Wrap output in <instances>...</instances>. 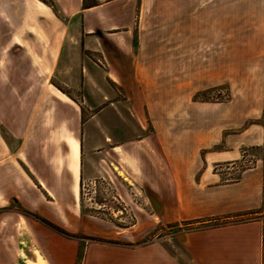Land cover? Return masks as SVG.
I'll return each instance as SVG.
<instances>
[{
    "label": "crops",
    "instance_id": "crops-1",
    "mask_svg": "<svg viewBox=\"0 0 264 264\" xmlns=\"http://www.w3.org/2000/svg\"><path fill=\"white\" fill-rule=\"evenodd\" d=\"M90 1L58 0L68 22L78 18L106 77L137 112L139 105L148 111L166 172L174 175L173 183L152 188L166 193L154 203L160 220L180 228V246H108L99 242L100 221L84 220L81 105L49 80L59 45L46 49L42 30L29 21H52L51 8L36 2L24 11L26 33L38 42L24 41V89L0 88V209L13 202L43 225L41 264H264V0H163V18L159 0ZM244 148L261 153L237 180H223L214 165L241 160ZM243 216L253 219L203 225ZM80 223L96 240L83 249L78 229L68 227Z\"/></svg>",
    "mask_w": 264,
    "mask_h": 264
},
{
    "label": "rangeland",
    "instance_id": "rangeland-1",
    "mask_svg": "<svg viewBox=\"0 0 264 264\" xmlns=\"http://www.w3.org/2000/svg\"><path fill=\"white\" fill-rule=\"evenodd\" d=\"M45 1L47 3L42 0H0V88L24 89V59L28 55L24 41L28 40L32 45L37 42L35 34L26 33L24 11L31 12L35 2L44 11L46 6L50 7L52 21H43V17L31 19V16L29 21L34 22L35 27L38 24L42 30L46 49L54 50L53 41L59 45L52 69L48 70L47 65L40 67L51 73L50 82L70 93L81 105L80 205L84 220L100 221L103 234L98 237L99 242L108 246L122 249L180 246L177 240L180 234L176 233L180 228L160 220L154 203L158 197L163 199L166 193L152 188L173 183L174 175L166 172L164 152L154 137L146 107L139 105L141 112H137L120 86L106 77L98 53L91 46L86 47V39L79 34L78 18L68 22L58 0ZM90 2L85 0L87 4ZM156 7V12L163 18L164 1L159 0ZM3 102L4 97L0 100ZM152 113L157 119L161 118L158 110ZM139 115L143 126H138ZM8 140L17 144L16 139ZM260 153L259 149H248L241 162L219 165L217 169L222 173V179L236 176L242 168L252 166ZM132 170H135V177L129 174ZM17 211L13 202L0 209V264H41L36 253H43V225L34 217H23ZM249 219L253 216L211 219L203 225ZM110 220L120 225L131 223V227L124 229ZM81 224L77 227L69 224L68 227L78 229L80 248L83 249L96 240L87 238V225ZM140 257L147 259L143 255ZM122 258L126 262L129 256Z\"/></svg>",
    "mask_w": 264,
    "mask_h": 264
},
{
    "label": "bare ground",
    "instance_id": "bare-ground-1",
    "mask_svg": "<svg viewBox=\"0 0 264 264\" xmlns=\"http://www.w3.org/2000/svg\"><path fill=\"white\" fill-rule=\"evenodd\" d=\"M71 145H72L71 158H72V161H73V164L71 165V169L76 174L77 168H78V164H79V160H80V147H79L77 142H73ZM75 195H76V197H78L77 187L75 189Z\"/></svg>",
    "mask_w": 264,
    "mask_h": 264
},
{
    "label": "trees",
    "instance_id": "trees-1",
    "mask_svg": "<svg viewBox=\"0 0 264 264\" xmlns=\"http://www.w3.org/2000/svg\"><path fill=\"white\" fill-rule=\"evenodd\" d=\"M42 1L45 2V3H47L45 0H42ZM84 4H87V3H85V0H84ZM261 149H262V150L264 149V144L262 145ZM247 150H248V149H245V148H244V149L242 150V158H241V160H239V161H234L233 164H236V163L241 162V161L243 160V158H244V154L246 153ZM219 165H221V163H217V164H215V165H214V170L217 171V170H218L217 167H218ZM242 169H244V168H242ZM242 169H241V170H242ZM239 173H240V172H239ZM238 177H239V174L236 175V176H232V177H230V178H223V179L226 180V181H234V180H237ZM110 221H112L115 225L120 226V227H128L129 225H131V223H130L129 225H120L119 223H117V222L114 221V220H110ZM132 223H133V222H132Z\"/></svg>",
    "mask_w": 264,
    "mask_h": 264
},
{
    "label": "built area",
    "instance_id": "built-area-1",
    "mask_svg": "<svg viewBox=\"0 0 264 264\" xmlns=\"http://www.w3.org/2000/svg\"><path fill=\"white\" fill-rule=\"evenodd\" d=\"M77 264H82V263H77Z\"/></svg>",
    "mask_w": 264,
    "mask_h": 264
}]
</instances>
